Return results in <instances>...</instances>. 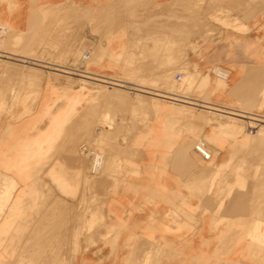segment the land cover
I'll use <instances>...</instances> for the list:
<instances>
[{"label":"crops","instance_id":"0c3cea01","mask_svg":"<svg viewBox=\"0 0 264 264\" xmlns=\"http://www.w3.org/2000/svg\"><path fill=\"white\" fill-rule=\"evenodd\" d=\"M108 1L0 0V27L22 32L43 8L72 3L89 9ZM246 27V33L232 32L191 57L203 73L217 64L227 70L225 84L210 83L206 99L192 98L196 106L158 99L150 107V118L127 121L129 133L120 130L117 136L119 169L101 178L103 199L98 204L90 199L93 176L88 174L84 184L83 160L74 154L78 133L73 127L81 122L79 113L92 110L82 102L83 87L76 84L85 81L84 75L58 78L44 72L41 96L31 112L23 103L0 118V176L14 184L5 195L0 240L12 245L11 239L24 238L14 225L29 219L31 159L54 156L63 170V189L74 197L68 201L84 207L80 196L85 192L91 207L86 221L93 226L79 239L73 264L264 263V243L254 240L264 242V186L256 189L239 177L240 160L259 158L240 153V137L211 115L238 110L264 117V111L258 112L264 102V20H250ZM77 66L112 79H122L125 69L95 59ZM203 103L221 112L200 108ZM197 142L212 160L204 161L195 152ZM3 202L0 195V206ZM96 207L102 208L97 222L93 216L91 220ZM0 264L6 263L0 259Z\"/></svg>","mask_w":264,"mask_h":264},{"label":"rangeland","instance_id":"374dc122","mask_svg":"<svg viewBox=\"0 0 264 264\" xmlns=\"http://www.w3.org/2000/svg\"><path fill=\"white\" fill-rule=\"evenodd\" d=\"M250 20L256 23L264 20V0H109L89 9L72 3L43 8L26 31L0 27L3 29H0V118L12 114L11 110L23 103L31 112L41 96L44 72H52L58 78L79 77L82 75L78 71L84 69L77 64L89 63L90 59L107 60L115 68L122 65L125 68L122 79H116L145 87L147 94L126 87L117 89L84 76L80 78L85 81H76L83 87L82 102L89 103L92 110L79 113L81 122L73 127L78 133L74 154L83 160L84 184L89 173L87 157L81 148L94 147L104 155L100 174L90 177L95 188L90 199L98 204L103 199L98 191L103 188L101 178L119 169L117 136L120 130L129 133L127 121L147 120L150 107L159 100L181 103L173 101V95L206 99L210 83L225 84L228 79L220 80L211 74L212 68L220 65H213L203 73L191 57L200 55L205 45L227 38L232 32L246 33ZM80 41L83 42L79 46ZM13 55L27 57L33 64L38 59L42 63L29 66L14 61ZM55 66L77 71L65 74ZM158 91L166 94L160 95ZM200 108L206 110L204 106ZM262 111L264 102L258 107V112ZM211 115L214 121L225 123L224 129L232 127L233 135L240 137V153L259 158L239 161L240 179L252 183L256 189L264 186V122L250 123L251 128H258H252L253 133L249 134L246 122L234 120L227 113ZM102 127L103 132L98 135L96 130ZM31 167L32 188L26 212L29 219L24 225H14L24 238L11 239L15 250H8L12 246L8 245L9 240H0L4 251L1 262L73 264L79 239L93 226L86 221L91 210L86 203L87 195L84 192L80 196V201H85L84 207L68 201L74 197L63 189V170L54 156L42 159L36 155L31 159ZM11 189H14L12 180L0 176V195L4 199L0 216L6 209L5 195ZM92 216L95 222L101 220L102 208L96 207L91 220ZM258 239L254 240L264 243Z\"/></svg>","mask_w":264,"mask_h":264},{"label":"bare ground","instance_id":"6f19581e","mask_svg":"<svg viewBox=\"0 0 264 264\" xmlns=\"http://www.w3.org/2000/svg\"><path fill=\"white\" fill-rule=\"evenodd\" d=\"M10 26V25H9ZM4 28V27H3ZM2 31L3 29L0 28ZM0 31V33L2 32ZM4 54V52H1ZM80 54V52H79ZM7 55V53H6ZM12 56V54L10 55ZM16 59H14V61L16 62H19V63H22V64H29V66L32 64V65H35V64H38V63H42V61H40L39 59L38 60H33L35 63H31L30 62V59H28L27 57H24V56H17V55H13ZM79 55H77L78 57ZM9 57V56H8ZM13 57V58H14ZM30 58V57H29ZM34 59V58H33ZM83 59V58H82ZM29 61V62H28ZM83 62V61H82ZM87 62V61H86ZM79 64V63H78ZM31 65V66H32ZM24 66V65H23ZM28 66V65H27ZM57 68H59V72L61 73H65V74H69L71 72H76L77 70H74V69H70V68H67V67H63V66H55ZM79 74L81 73L82 75L84 74V77L83 78H86V79H93L94 81H96L97 83H100V84H105V85H111L115 88H119V89H128V90H132V89H135V91H137L139 94H147V91L148 90L147 88L145 87H142V86H138V85H135V84H132V83H128V82H124V81H121V80H118V79H111V78H107V77H103V76H96V75H92L90 73H87V72H82V71H78ZM185 78V77H184ZM182 80V79H181ZM180 80V81H181ZM184 80V79H183ZM130 86V87H129ZM203 86V85H202ZM126 87V88H125ZM119 92V91H118ZM122 92H120L121 94ZM158 93L161 94H166V92H160L158 91ZM123 94V93H122ZM107 95H110V94H107ZM111 95H113L111 93ZM116 95V94H115ZM159 95V94H157ZM120 96V95H119ZM118 96V97H119ZM174 97H172L171 99H173V101H177V102H181V103H185V104H188V105H195L196 106V103H193V102H198V101H195L194 99H191V98H188V97H182V96H177V95H173ZM176 96V97H175ZM105 97V96H104ZM107 97V96H106ZM117 97V95H116ZM113 98V97H112ZM111 99V98H110ZM116 99V98H115ZM205 108L209 109V110H213V111H216V112H221V110H219L218 108H214L213 105L211 104H208V103H203ZM229 112L225 111V113L227 112V114L233 116L232 119L234 120H238V121H244L247 123L248 127H251L249 124L250 123H257V125H262L261 122H264V120H261V119H264V117L262 116H258V115H254V114H246V113H241V112H238L235 111V110H228ZM230 117V116H229ZM258 117V118H256ZM231 120V119H229ZM225 124V123H224ZM228 124V123H227ZM234 127L236 126L235 124L233 125ZM229 127V126H228ZM227 128V127H226ZM252 128H255L257 129L258 127H252ZM233 129V128H232ZM231 129V130H232ZM245 135V133L243 134ZM245 139V137H244ZM201 141V140H200ZM205 141V140H204ZM200 143V142H198ZM197 143V144H198ZM213 143V142H212ZM196 144V145H197ZM243 144V143H242ZM195 147V146H194ZM205 147V146H204ZM240 150V149H239ZM210 153V152H209ZM211 155V154H210ZM210 159H211V156H210ZM212 160V159H211ZM104 164V163H103ZM103 168V166H102ZM251 193V192H250ZM254 196V195H253ZM261 198V197H260ZM252 205V204H251Z\"/></svg>","mask_w":264,"mask_h":264},{"label":"built area","instance_id":"2783aa9c","mask_svg":"<svg viewBox=\"0 0 264 264\" xmlns=\"http://www.w3.org/2000/svg\"><path fill=\"white\" fill-rule=\"evenodd\" d=\"M211 74L220 80H227L228 78L227 71L220 66L213 67L211 70ZM247 131L249 134L253 133V130L251 127H247ZM194 150L196 153L200 155V157L204 161L210 160L211 155L202 143H198L197 145H195ZM81 153L87 157L88 173L91 176L98 175L102 170V166L104 162V155L100 151L93 149L91 147H86V146H83L81 148Z\"/></svg>","mask_w":264,"mask_h":264}]
</instances>
